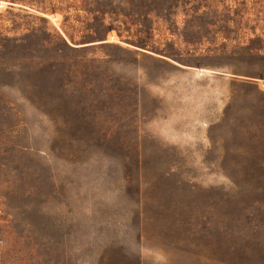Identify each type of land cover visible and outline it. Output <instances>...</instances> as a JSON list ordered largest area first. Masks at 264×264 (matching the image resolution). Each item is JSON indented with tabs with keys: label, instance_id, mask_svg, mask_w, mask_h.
<instances>
[{
	"label": "rangeland",
	"instance_id": "1",
	"mask_svg": "<svg viewBox=\"0 0 264 264\" xmlns=\"http://www.w3.org/2000/svg\"><path fill=\"white\" fill-rule=\"evenodd\" d=\"M0 264H264V0H0Z\"/></svg>",
	"mask_w": 264,
	"mask_h": 264
}]
</instances>
